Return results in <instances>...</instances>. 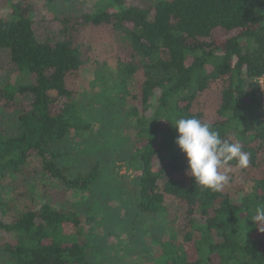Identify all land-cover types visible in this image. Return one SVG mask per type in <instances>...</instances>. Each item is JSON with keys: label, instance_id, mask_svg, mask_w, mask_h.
I'll return each mask as SVG.
<instances>
[{"label": "trees", "instance_id": "16d2710c", "mask_svg": "<svg viewBox=\"0 0 264 264\" xmlns=\"http://www.w3.org/2000/svg\"><path fill=\"white\" fill-rule=\"evenodd\" d=\"M44 1L59 29L42 39L33 4L0 0V53L17 76L0 74V234L10 237L1 264L121 261L83 227L95 218L82 199L97 189L102 209L117 197L101 187L105 161L78 163L95 106L118 116L133 144L118 153L140 172L127 219L162 223L132 262L264 264V0ZM106 28L119 51L113 69L82 42ZM92 68L91 96L80 94ZM213 84L220 104L208 121L198 108ZM231 168L234 188L236 176H222ZM249 177L252 193L241 183Z\"/></svg>", "mask_w": 264, "mask_h": 264}, {"label": "rangeland", "instance_id": "374dc122", "mask_svg": "<svg viewBox=\"0 0 264 264\" xmlns=\"http://www.w3.org/2000/svg\"><path fill=\"white\" fill-rule=\"evenodd\" d=\"M94 1L95 0H87V2H89V6H92V2ZM149 1L152 2L153 0H129V3L135 2L136 4L148 5ZM28 2L33 4L35 9L34 21L39 36L42 39H45L47 37L50 38V35L56 33L59 29V22L54 21L52 18L53 15H50V7L46 4V1L44 0H28ZM59 6L60 5H58V7ZM43 17L44 19L47 17V19L41 21ZM113 38L114 34L111 28H106L100 32H94V34H89L88 32L87 38H82V42L84 43V45L87 46L90 41L94 49V55H92L94 57L93 59H99L102 61L103 64H106L110 67V69H113L116 68L115 59L117 57V53H119V51L116 50L117 48L115 47V44L113 45ZM9 64L10 63L8 61V55L4 52L0 53V74H2V76L5 78L10 77L14 81L17 77L16 70ZM93 73V68L91 70L85 71L82 80L80 81V85L75 87V90L80 92V94L88 93L90 95L91 93H89V89L93 76L95 75H93ZM259 89L261 99H263V104L260 107L259 113L262 114L261 120L264 121V88L262 85H260ZM219 90L220 87L213 84L212 88L208 90L200 100V108L197 107L199 110L201 109V112L205 113V119L208 121L215 119L214 111L220 104ZM98 93H100V87ZM104 99L105 98H102L101 101H103ZM88 103L89 101H84V104ZM115 105L117 106H113V110L116 113H119L120 104ZM101 108L102 107L95 106V109H92V113L94 116H89V118H87L91 123L92 128L88 136L85 137V140L91 141L88 145L85 144L83 146H80V148L78 149V163L80 164L81 168H85L86 166H94L99 161H105V163L101 165L104 172V175L102 176L101 187H103L104 184L105 187H108V189L110 188V194H114L117 197L116 199L113 198L107 200V205L103 206L102 209L98 206L101 202L102 196L101 192L97 189L95 190L96 195L90 196L91 200L82 199L83 204L88 207L85 209L87 210V213L93 212L91 214V217L95 218L91 222L85 220L83 227L86 233H90L91 226L95 227V230H97V232L100 234L102 240H106L107 244L109 245L108 249L113 250L115 252V258H117L116 256L122 258L121 261L117 264H135V262L131 261V257H133L134 260V258L137 255H140L141 253H144V256L147 257V252L145 253V251H143V248H139L138 245L146 244L147 246L151 247V238L155 234H157L156 232H161L159 231L160 228H157L156 225H162V223L161 221L157 220H155L154 222L148 221L149 224H145L143 225V227H140L144 229L143 231L139 228L138 225L134 224L135 221H129L127 219L128 211L126 207L131 206V208H129L130 210H132V207L135 203L133 195L135 192V186L140 172L137 171L133 165H131L132 167H128V165L126 166V162H124L123 159H119L120 155L118 153L122 152L124 157H126V155L130 153V149L133 147V144L129 142V139H127L125 125L122 124V121L119 119L118 116L106 114L102 111ZM108 108H111V106H109ZM124 139H126V141H124ZM61 162L62 161L59 160V164H61ZM128 162L129 161H127V163ZM72 165L76 166L77 163L72 162ZM114 165L118 167L117 174H115V170L113 172ZM108 170L111 172L110 174L108 173ZM230 170L222 174V176H225L227 178L229 177V175H231V173H233L234 176H236V180H234V182H236L231 183V187L234 188V186H240L239 171L237 169L234 170L233 168H231ZM117 175H119V177H122V179L117 178ZM113 177L118 179L117 185L113 183ZM245 179L247 180L241 181V183L243 184L242 186H245L244 188L247 189V192L252 193L254 191L255 182H253L252 178L250 177L249 180L248 178ZM75 197L76 194L70 196L72 202ZM116 212L118 214L122 213L124 217H121V219H119L118 217L116 218ZM124 226L126 227L123 228ZM135 227L137 228L135 229ZM7 241H10V237L6 238V236H2L0 234V264L1 261H6V257L3 256L4 254L1 253V251L3 249L2 245ZM100 250L101 249L99 248V251ZM135 252L139 254L136 255ZM126 253L130 254V256L124 257ZM108 258L109 261L114 262L115 260L114 256L111 253L109 254ZM147 262L148 264L150 263V261L148 260ZM151 262L155 261L153 260Z\"/></svg>", "mask_w": 264, "mask_h": 264}, {"label": "built area", "instance_id": "2783aa9c", "mask_svg": "<svg viewBox=\"0 0 264 264\" xmlns=\"http://www.w3.org/2000/svg\"><path fill=\"white\" fill-rule=\"evenodd\" d=\"M259 84L262 85L264 88V78L259 79Z\"/></svg>", "mask_w": 264, "mask_h": 264}]
</instances>
